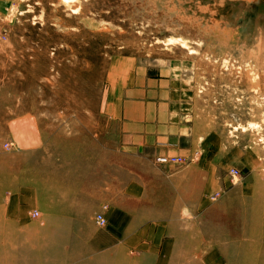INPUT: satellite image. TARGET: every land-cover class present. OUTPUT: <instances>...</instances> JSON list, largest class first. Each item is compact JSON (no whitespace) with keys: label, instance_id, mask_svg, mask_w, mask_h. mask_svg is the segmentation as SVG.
Returning <instances> with one entry per match:
<instances>
[{"label":"rangeland","instance_id":"374dc122","mask_svg":"<svg viewBox=\"0 0 264 264\" xmlns=\"http://www.w3.org/2000/svg\"><path fill=\"white\" fill-rule=\"evenodd\" d=\"M122 57L176 67L195 88L202 121L264 156V0H0V211L17 175L33 173L35 163L40 175L65 178L73 167L92 170L98 144L106 165L112 159L113 63ZM122 160L131 159L122 152ZM13 164L19 171L8 172ZM30 210L41 216H30L33 235L62 264H150L146 237L127 252L111 240L110 211L100 226L98 212ZM147 226L140 230L148 234ZM8 235L0 233V264H44L51 255L32 254V263L27 249V258L10 256L15 237ZM257 249L250 259L264 264V248Z\"/></svg>","mask_w":264,"mask_h":264},{"label":"crops","instance_id":"0c3cea01","mask_svg":"<svg viewBox=\"0 0 264 264\" xmlns=\"http://www.w3.org/2000/svg\"><path fill=\"white\" fill-rule=\"evenodd\" d=\"M113 71L110 115L117 143L109 150L112 159L106 165L101 150L105 147L98 144L90 171L87 166L73 167L65 178L62 174L47 178L35 163L33 173L17 175V185L0 211V233L15 237L8 242L10 256L23 257L27 249L42 259L49 251L48 262H57L58 253L42 245L41 235L31 230L30 207H43L46 215L56 217L98 212L107 224L110 211L111 240L127 252L140 249V235L146 237L150 264H249L254 251L264 248L263 154L237 147L210 129L197 112L194 86L176 67H151L122 57L115 59ZM122 152L131 160L123 162ZM83 157L87 159L82 164L90 163L89 150ZM160 157H183L187 162L161 164ZM7 168L14 172L20 166ZM232 170L240 176L234 177ZM32 199L33 205L27 202ZM185 208L189 216L182 218ZM145 223L148 234L140 230ZM17 232L24 233L22 239ZM26 232L32 241L25 239ZM257 258H252L255 264Z\"/></svg>","mask_w":264,"mask_h":264},{"label":"built area","instance_id":"2783aa9c","mask_svg":"<svg viewBox=\"0 0 264 264\" xmlns=\"http://www.w3.org/2000/svg\"><path fill=\"white\" fill-rule=\"evenodd\" d=\"M12 145L7 144L6 148L10 149ZM157 162L161 163V164H185L187 162V160L183 157H160L157 159ZM231 172H232L234 177L240 176V172L237 170H232ZM31 216H32V218L37 219V218H40V213L37 211H33L31 213ZM96 223L100 226H105L107 224V220L105 219V217L103 215H97Z\"/></svg>","mask_w":264,"mask_h":264},{"label":"bare ground","instance_id":"6f19581e","mask_svg":"<svg viewBox=\"0 0 264 264\" xmlns=\"http://www.w3.org/2000/svg\"><path fill=\"white\" fill-rule=\"evenodd\" d=\"M25 239L28 240V241H29V240L32 241L33 238H30V237H27V236H26ZM14 247H15V246H14ZM32 247H33V249L35 248V246H32ZM27 256H29V258L31 259V253L28 254ZM27 256H26V258H27ZM249 259H250V258H249ZM57 264H62V262H59V260H58V261H57ZM249 264H255V263L252 261V259H250V260H249Z\"/></svg>","mask_w":264,"mask_h":264},{"label":"clouds","instance_id":"9594fccd","mask_svg":"<svg viewBox=\"0 0 264 264\" xmlns=\"http://www.w3.org/2000/svg\"><path fill=\"white\" fill-rule=\"evenodd\" d=\"M182 218L184 217H188L189 216V211L187 208H185L183 211H182V214H181Z\"/></svg>","mask_w":264,"mask_h":264}]
</instances>
